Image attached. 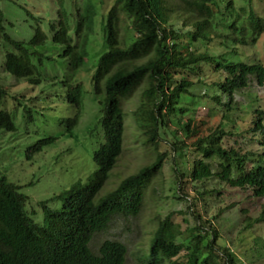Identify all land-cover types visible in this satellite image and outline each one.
I'll list each match as a JSON object with an SVG mask.
<instances>
[{
  "label": "trees",
  "instance_id": "16d2710c",
  "mask_svg": "<svg viewBox=\"0 0 264 264\" xmlns=\"http://www.w3.org/2000/svg\"><path fill=\"white\" fill-rule=\"evenodd\" d=\"M111 2L109 11L100 14L94 0H82L72 15L65 0H55L58 20L51 25L53 43L63 46L60 56L67 59L72 76L64 82L66 100L75 109L74 117L67 121V133H71L81 119L85 94L83 83L76 77L88 61L89 43L96 35L98 17L103 16V44L95 55L97 65L92 76L104 138L93 156L97 170L85 183H75L52 200L62 202L59 209L51 210L48 202L43 203L41 223L27 213V197L20 187L0 177V264H127L123 244L106 241L95 254L92 240L114 217L140 214L151 180L169 157L174 160L177 196L187 194V183L212 178L215 173L209 161L218 159L221 171L217 176L222 182L264 198V154L251 159L249 155L223 149L221 125L207 135L204 124L197 123L193 116L205 98L201 91L208 95L213 91L212 102L230 110L236 93L249 88L252 82L264 85V63L249 62L241 52L242 47L253 46L264 34V17L254 11L253 0H247L249 12L236 10L229 0ZM4 23L5 15L0 9V39L12 47L5 55V71L32 85L40 84L41 67L49 58L38 49L46 46L47 34L38 26L30 42L15 41L6 34ZM216 48L223 49V53L218 55L213 51ZM208 68L221 78L207 81ZM142 87L131 115L137 141L142 140L145 147L152 148L155 160L100 198L123 154L122 101ZM8 96L9 90L0 84V108ZM256 114L253 131L264 140V111ZM169 125L175 131L170 132ZM0 131H16L11 115L2 110ZM168 135L173 137L171 142L165 139ZM55 140L50 137L38 142L31 147L28 158ZM164 142L171 143V153L161 152ZM191 153L199 156L192 163L188 159ZM192 203L189 209L198 222L186 230L185 239L181 226L173 221L172 215L168 216L159 222L150 250L139 260L140 264H236L229 249L218 247L217 230L212 222L202 219L196 196ZM182 253L184 259L179 261ZM205 253L207 256L203 258Z\"/></svg>",
  "mask_w": 264,
  "mask_h": 264
},
{
  "label": "rangeland",
  "instance_id": "374dc122",
  "mask_svg": "<svg viewBox=\"0 0 264 264\" xmlns=\"http://www.w3.org/2000/svg\"><path fill=\"white\" fill-rule=\"evenodd\" d=\"M229 1L238 11L250 10L247 0ZM65 2L72 15L82 5V0ZM94 2L100 14L107 13L112 6L111 0ZM252 6L257 15L264 17V0H253ZM0 9L5 15V32L13 40L30 42L38 26L48 36L46 46L38 49L49 58L41 67L43 80L38 85L5 71V55L12 47L0 39V84L9 90V96L0 110L8 112L16 126L15 132L0 131V177L20 187L21 193L27 197V213L35 222L41 223L43 203L48 202L51 210L59 209L62 202L52 200L70 190L75 183H85L97 170L93 156L104 143V138L99 125L101 107L94 94L92 76L97 65L94 63L95 55L101 51L103 44V16L97 19L96 35L89 43L88 61L76 77L83 83L85 92L81 119L76 128L67 133V121L74 117L75 109L66 100L67 84L64 82L72 76L67 59L60 56L64 48L53 43L51 25L58 20L55 0H0ZM213 51L218 55L223 53L221 48ZM241 52L249 62L264 63V34L253 46L242 47ZM35 64L39 65L38 60ZM205 73L209 74V82L221 78L220 74L209 72V68ZM177 77L180 78L181 74ZM143 89H138L122 101L125 113L123 154L100 192V198L155 160L152 148L145 147L142 140L137 141L131 115ZM201 95L205 98L196 107L193 116L197 123L204 124L203 130L207 135L221 125L223 149L234 150L241 156L249 155L251 159H258L264 154L263 137L253 131L257 111H264V85L252 82L249 88L236 93L230 110L212 102L213 91L209 95L201 91ZM168 127L170 132L175 131L173 126ZM50 137L56 138L55 142L28 158L31 147ZM165 139L171 142L173 137L168 135ZM170 144L164 142L161 152L171 153ZM198 158V155L188 154L190 163ZM178 161L182 160L178 158ZM220 162L218 159L210 160L214 176L202 182L187 183V194L177 196L179 188L174 160L167 158L162 170L151 180L140 214L137 217H114L109 226L93 238L92 251L98 254L106 241L119 242L127 249V264H140L139 260L150 250L159 222L168 216L172 215L173 221L181 226L184 232L182 238L185 239L186 230L198 222L189 209L193 205L192 198L196 196L202 219L212 222L217 230L218 247L229 249L236 257V264H264V198L255 197L251 190L232 188L222 182L217 176L221 171L218 167ZM250 166L248 163L247 167ZM184 255L181 254L179 261H183ZM206 256L207 253L203 254V258Z\"/></svg>",
  "mask_w": 264,
  "mask_h": 264
}]
</instances>
